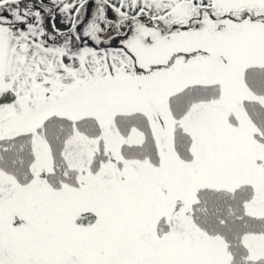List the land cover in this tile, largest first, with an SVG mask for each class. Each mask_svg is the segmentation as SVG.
<instances>
[{
    "label": "snow or ice",
    "instance_id": "6c2138e0",
    "mask_svg": "<svg viewBox=\"0 0 264 264\" xmlns=\"http://www.w3.org/2000/svg\"><path fill=\"white\" fill-rule=\"evenodd\" d=\"M120 3L67 60L0 15V264H264V0Z\"/></svg>",
    "mask_w": 264,
    "mask_h": 264
},
{
    "label": "rangeland",
    "instance_id": "374dc122",
    "mask_svg": "<svg viewBox=\"0 0 264 264\" xmlns=\"http://www.w3.org/2000/svg\"><path fill=\"white\" fill-rule=\"evenodd\" d=\"M66 2L71 4L72 0H66ZM81 4H83V15L81 22L75 28H73L70 18L61 12L63 5L59 4V0H57V5H53L51 0H33L26 7L24 6V0H21L20 15L25 19L19 23H23V28L18 29L16 27L18 22L14 20V13L11 10L0 12V15L9 21L6 27H12L17 35H20L21 32L31 34L29 25H35V28L31 30L32 32L38 33L43 28L45 32L42 38L44 47L53 49L52 55L54 56L60 52L66 53L65 60L69 56L76 57L84 54L88 49H93L102 56L111 55L121 49L123 47L121 40L126 36L127 26L121 25L117 29L115 24L110 23L116 19V15L109 7V4H114L117 8H120V0H79L77 8ZM16 7V5L12 6L13 9ZM75 10L72 9L73 12ZM102 10L106 11V18L102 17ZM122 10L126 11L127 6ZM90 23L92 25L99 24L100 28L103 29V31L98 32L99 41L92 39L91 35H85L86 30H92L88 27ZM128 24H131V21H128ZM54 29L58 30V34L53 39ZM45 37H47V41H45ZM32 38L37 39L35 36ZM37 42H40V40L38 39Z\"/></svg>",
    "mask_w": 264,
    "mask_h": 264
}]
</instances>
